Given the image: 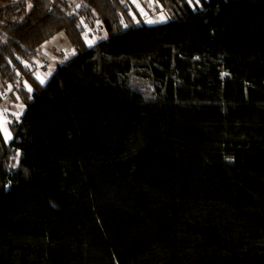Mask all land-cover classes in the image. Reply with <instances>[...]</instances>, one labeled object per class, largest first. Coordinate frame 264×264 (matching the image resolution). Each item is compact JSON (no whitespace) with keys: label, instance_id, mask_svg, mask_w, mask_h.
<instances>
[{"label":"trees","instance_id":"obj_1","mask_svg":"<svg viewBox=\"0 0 264 264\" xmlns=\"http://www.w3.org/2000/svg\"><path fill=\"white\" fill-rule=\"evenodd\" d=\"M5 1L4 87L78 54L0 127V264H264V0Z\"/></svg>","mask_w":264,"mask_h":264},{"label":"rangeland","instance_id":"obj_2","mask_svg":"<svg viewBox=\"0 0 264 264\" xmlns=\"http://www.w3.org/2000/svg\"><path fill=\"white\" fill-rule=\"evenodd\" d=\"M200 1L201 0H198V2L197 0H190V4L192 7L196 8L199 4L202 6V2ZM5 2V0H0V7L5 5ZM132 2L140 11V15L132 13L134 20L136 19L143 23L153 24L167 22V20L171 19V14L167 9L156 16L154 15L152 18L148 17L150 9H152L154 4H156H153V0H132ZM125 26L127 27V25ZM94 31L96 34V42L107 37L106 29L101 23L94 28ZM56 54H63L64 61L69 60L78 54V50L73 46L65 32L57 34L44 44L43 53L40 58L37 59V62L42 63L44 61L51 60L56 56ZM54 69L55 67L53 66L48 70V77ZM19 90L24 91V89L21 88H13L12 85L4 87L0 81V96L7 97V99L0 105V127L3 129L5 137L8 141L13 139V134L10 129L11 124L19 121L26 109V105L19 93Z\"/></svg>","mask_w":264,"mask_h":264},{"label":"built area","instance_id":"obj_3","mask_svg":"<svg viewBox=\"0 0 264 264\" xmlns=\"http://www.w3.org/2000/svg\"><path fill=\"white\" fill-rule=\"evenodd\" d=\"M188 2L190 4V0H188ZM191 7H192V5H191ZM198 7L201 8L202 6L199 4ZM153 8L150 9V12L148 13L149 18H152L154 15L156 16V15H158V14H160L166 10L165 8H163L161 5H159L157 3L154 4ZM192 8L194 10H196L197 6H196V8H194V7H192ZM95 37H96V34L94 31V28H88L85 32V43H86V46L88 48L94 47L95 44L97 43L95 41ZM64 62L65 61H64L63 54H56V56L53 59L44 61L42 63L37 62V61L33 62V63H26L24 65L22 71H20L18 73L17 81L12 85V87L24 89L30 95H32L35 92V88L31 85V83L29 81L30 77L31 78L34 77L36 79H37V76L42 77L43 81H44L42 84H45L48 80V76H47L48 70L53 66L56 69V67L63 64ZM37 80L40 82L39 79H37ZM29 88L31 89V91H29ZM6 99H7L6 96H2L0 99V105Z\"/></svg>","mask_w":264,"mask_h":264},{"label":"snow or ice","instance_id":"obj_4","mask_svg":"<svg viewBox=\"0 0 264 264\" xmlns=\"http://www.w3.org/2000/svg\"><path fill=\"white\" fill-rule=\"evenodd\" d=\"M197 2H198V0H197ZM150 22H151V21H150ZM37 79H39L41 83H43V82H44L42 77H39V76H37ZM29 91H31V89H30V88H29ZM5 123H6V122H5ZM5 131H6V129H5ZM9 138H10V136H9Z\"/></svg>","mask_w":264,"mask_h":264},{"label":"crops","instance_id":"obj_5","mask_svg":"<svg viewBox=\"0 0 264 264\" xmlns=\"http://www.w3.org/2000/svg\"><path fill=\"white\" fill-rule=\"evenodd\" d=\"M170 20V19H169ZM168 21V20H167ZM153 24H155V23H153ZM55 70V69H54ZM20 93V92H19Z\"/></svg>","mask_w":264,"mask_h":264}]
</instances>
